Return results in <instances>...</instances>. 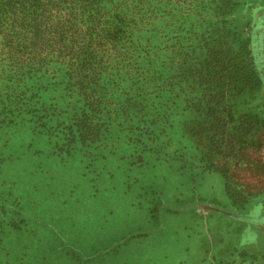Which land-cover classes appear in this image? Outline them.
Here are the masks:
<instances>
[{"label": "rangeland", "instance_id": "obj_1", "mask_svg": "<svg viewBox=\"0 0 264 264\" xmlns=\"http://www.w3.org/2000/svg\"><path fill=\"white\" fill-rule=\"evenodd\" d=\"M147 1L123 49L168 87L149 90L144 123L113 116L134 82L113 59L98 141L68 129L79 103L61 72L33 84L45 117L0 123V264L264 260V0Z\"/></svg>", "mask_w": 264, "mask_h": 264}, {"label": "trees", "instance_id": "obj_2", "mask_svg": "<svg viewBox=\"0 0 264 264\" xmlns=\"http://www.w3.org/2000/svg\"><path fill=\"white\" fill-rule=\"evenodd\" d=\"M149 6L147 0H0V123L11 121L14 111L21 110L45 117L44 107L38 114V108L31 105L33 84L40 88L45 74L54 77L61 72L63 80L57 83L74 93L79 103L68 129L73 127L81 143L98 141L105 130L100 117V106L105 103L100 76L111 65L109 59L119 68L126 65L119 71L134 76L132 92L113 116L144 123L151 107L149 90L164 91L168 80L149 87L153 75L140 65L138 55L126 53L123 47H128L125 40H130L137 25L131 13L148 18ZM118 74H108L107 80L113 81ZM27 136L24 132L21 139L11 138V150L17 153L19 140ZM39 140L44 141L36 135L34 143L41 145Z\"/></svg>", "mask_w": 264, "mask_h": 264}, {"label": "water", "instance_id": "obj_3", "mask_svg": "<svg viewBox=\"0 0 264 264\" xmlns=\"http://www.w3.org/2000/svg\"><path fill=\"white\" fill-rule=\"evenodd\" d=\"M264 31V23L261 27V30H260V34L259 36L261 37L262 35V32ZM200 207L204 208V209H208V210H216V211H221L220 209H216V208H213L211 206H208V205H205V204H198ZM246 219V218H245ZM264 248V247H263ZM264 259V258H263ZM261 264H264V260L261 262Z\"/></svg>", "mask_w": 264, "mask_h": 264}, {"label": "crops", "instance_id": "obj_4", "mask_svg": "<svg viewBox=\"0 0 264 264\" xmlns=\"http://www.w3.org/2000/svg\"><path fill=\"white\" fill-rule=\"evenodd\" d=\"M249 250L252 251V252H253L252 255H255V256H256V254L259 252V251H257V249L252 248L251 246H249ZM243 255H244L245 257H244ZM243 255H242V257H243L244 259H251V257H252V255H250V253H246V252H243ZM246 261H248V260H246Z\"/></svg>", "mask_w": 264, "mask_h": 264}, {"label": "flooded vegetation", "instance_id": "obj_5", "mask_svg": "<svg viewBox=\"0 0 264 264\" xmlns=\"http://www.w3.org/2000/svg\"><path fill=\"white\" fill-rule=\"evenodd\" d=\"M246 222H249V221H247V219H246Z\"/></svg>", "mask_w": 264, "mask_h": 264}]
</instances>
